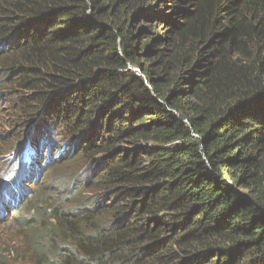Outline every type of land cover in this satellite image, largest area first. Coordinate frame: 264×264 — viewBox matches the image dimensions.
I'll return each mask as SVG.
<instances>
[{
  "label": "trees",
  "instance_id": "trees-1",
  "mask_svg": "<svg viewBox=\"0 0 264 264\" xmlns=\"http://www.w3.org/2000/svg\"><path fill=\"white\" fill-rule=\"evenodd\" d=\"M0 86L80 139L3 189L14 262L264 264V0H0Z\"/></svg>",
  "mask_w": 264,
  "mask_h": 264
},
{
  "label": "rangeland",
  "instance_id": "rangeland-1",
  "mask_svg": "<svg viewBox=\"0 0 264 264\" xmlns=\"http://www.w3.org/2000/svg\"><path fill=\"white\" fill-rule=\"evenodd\" d=\"M7 100H10V104H7ZM15 101L18 103L17 96L12 94L9 97L5 94V90L2 88V86H0V195L2 194L4 188L12 190V186L16 181V178L20 176L22 171L24 173V170H26V168L22 167L18 159L20 155H25L26 149L31 148L32 141L35 138L36 141L34 140V143L39 149L38 153L42 155V160H44L47 156V152L43 151L47 150V146L45 147V143L42 142V140L44 137L49 136L48 134H51L53 137L52 139L54 140V144L50 150L51 152L49 153L51 157L53 156V159L56 157V152L59 151L61 154H65V152H69L67 145L71 144L72 142L77 144L76 142L80 141L78 138L58 139L57 137L59 132L54 133L52 131L53 126H50L48 132L46 125L42 130L38 131L36 123H39V125H43L44 123H40L39 117L35 119L32 118L31 121L25 124L22 120L25 117L24 109L11 106V102ZM42 117L45 119L43 114ZM33 120L34 122H32ZM47 121H49V119ZM35 127L38 131L36 133L34 131ZM81 143L83 144L84 142ZM61 147L63 148L61 149ZM12 167L13 172L10 173V169ZM34 179L43 181L40 188L41 190L39 189V191H42V194L49 192L50 185H55L54 183L57 181L56 174H54L53 171L48 172L46 175L42 172H39ZM22 181L24 186H30L31 189L33 188L32 184L26 183V179H22ZM18 191L19 189L16 192ZM21 201L22 197H18L15 194V199L13 201L11 199L7 201L8 204L12 202L13 205L11 207L3 208L2 213L0 214V261H2L0 264H18L13 261L12 257V250L14 246H16L15 238L18 234V216H14L15 213L13 212V206L20 205ZM24 215H26V213H24Z\"/></svg>",
  "mask_w": 264,
  "mask_h": 264
},
{
  "label": "clouds",
  "instance_id": "clouds-1",
  "mask_svg": "<svg viewBox=\"0 0 264 264\" xmlns=\"http://www.w3.org/2000/svg\"><path fill=\"white\" fill-rule=\"evenodd\" d=\"M40 130H42V128L39 126V127H38V131H40ZM34 131H35V133L38 132L37 129H36V127H35ZM42 142L45 143V147L47 146V150H46L47 152H48V150H51V147L53 146V144H52V142L49 140V137H48V138H47V136L44 137V139L42 140ZM63 147H64V146H63ZM63 147H61V149H62ZM31 148H33L34 152H39V149H38V147L36 146V144L34 143V140L32 141ZM41 150H42V149H41ZM43 151H44V150H43ZM58 153H59V151H58ZM35 158H36V159H40V160H42V155H39V156H37V157H35ZM18 160L20 161V163H21V165H22V162H23V156L20 155V157H19ZM12 172H13V167L10 169V173H12ZM22 174H23V171H22V173H20V176H19L18 178H16V180L21 181V180H22ZM1 195H2V194H1ZM18 197H20V196H18Z\"/></svg>",
  "mask_w": 264,
  "mask_h": 264
},
{
  "label": "water",
  "instance_id": "water-1",
  "mask_svg": "<svg viewBox=\"0 0 264 264\" xmlns=\"http://www.w3.org/2000/svg\"><path fill=\"white\" fill-rule=\"evenodd\" d=\"M135 70H137V71H139V69L138 68H134Z\"/></svg>",
  "mask_w": 264,
  "mask_h": 264
}]
</instances>
